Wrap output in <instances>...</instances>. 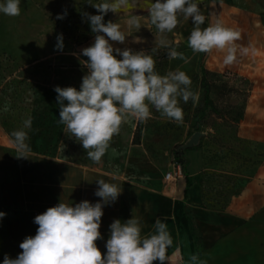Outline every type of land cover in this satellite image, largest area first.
I'll return each mask as SVG.
<instances>
[{
	"label": "rangeland",
	"instance_id": "rangeland-1",
	"mask_svg": "<svg viewBox=\"0 0 264 264\" xmlns=\"http://www.w3.org/2000/svg\"><path fill=\"white\" fill-rule=\"evenodd\" d=\"M215 2L211 6H205L206 2L199 5L206 16L201 27L220 20L225 26L241 32V39L236 43L242 46L246 38L241 9L245 4L242 0H234L233 5L220 0ZM20 8L19 16L0 12V139L5 137L14 146L11 132L21 128L23 120L30 115L32 127L28 130L27 142L33 144L37 152L135 181H141L148 173L169 169L173 150H181L186 159L187 156L191 158L189 165H193V170L201 174L206 200L218 205H224L226 194L236 188V176L228 173H240L242 164L249 165L252 176L256 165L264 159V84L243 78L239 52L236 61L225 66L224 52L193 53L188 46L190 35L186 33L184 37L176 35L177 41L171 46L183 53L187 62L169 59V49L164 47L132 49L152 55L156 71L161 75L180 69L191 78V90L199 94V100L195 104L192 100L180 102L183 123L163 118L151 108L150 119L123 124L119 134L112 138L105 156L99 163L93 162L82 144L66 134L59 123L60 108L54 88L80 89L82 77L88 71L82 63L88 58L81 50L91 46L96 35L85 13H100L89 0H20ZM65 11L66 16L57 19ZM114 14L109 11L104 22ZM258 28L255 25V29ZM61 34L62 51L56 47ZM91 40L93 42L89 43ZM202 78L210 87L209 97L217 112L208 111L200 120ZM195 133L201 134L197 144L183 150ZM213 192H218L219 197L211 198Z\"/></svg>",
	"mask_w": 264,
	"mask_h": 264
},
{
	"label": "clouds",
	"instance_id": "clouds-1",
	"mask_svg": "<svg viewBox=\"0 0 264 264\" xmlns=\"http://www.w3.org/2000/svg\"><path fill=\"white\" fill-rule=\"evenodd\" d=\"M89 3L100 14L85 13L92 32L96 33L94 43L81 50V54L88 58L82 61L87 74L82 77L79 90L56 86L54 91L58 94L59 123L64 126V132L82 144L90 160L99 163L123 124L133 120L147 121L152 116L151 108L163 118L183 123L180 102L192 100L195 104L199 94L191 90L192 80L185 71L176 69L161 75L156 71L152 55L144 51L133 52L130 48L114 49L110 41L124 43L127 35L120 24L105 23L104 16L109 11L117 13L128 5L129 0H104L101 3L89 0ZM0 12L19 16L20 0H5L0 3ZM66 14L65 11L57 19H63ZM148 15L161 35L177 27L179 16L191 18L194 26L188 37V46L193 53L224 52L225 66L236 61L238 52L241 55L255 53L254 46H238L236 42L241 39V32L225 26L220 20L202 28L206 16L197 0H155L149 5ZM126 23L129 28H141L138 16H131ZM136 42L141 41L136 38ZM158 46L169 49V59L187 62L184 54L176 51L166 39L161 38ZM56 47L63 50L62 34L57 37ZM31 127L32 117L29 115L21 128L11 132L18 158H28L31 151L27 142ZM97 183L95 195L101 201L93 204L84 200L75 206L60 202L49 207L34 218L38 225L35 236L23 240L19 245L22 251L16 258L5 255L3 264H154L156 261L165 264L173 239L167 224L159 218L153 225L154 233L147 235H142L141 220L137 216L133 215L124 222L114 220L106 242L107 252L102 254L96 242L102 239L99 229L103 207L115 202L122 189L104 179L97 180ZM5 215L0 212V218ZM190 259L195 264L198 256L194 254Z\"/></svg>",
	"mask_w": 264,
	"mask_h": 264
},
{
	"label": "crops",
	"instance_id": "crops-1",
	"mask_svg": "<svg viewBox=\"0 0 264 264\" xmlns=\"http://www.w3.org/2000/svg\"><path fill=\"white\" fill-rule=\"evenodd\" d=\"M220 1L234 4V0ZM242 1L246 38L242 46H254L255 53L241 55V72L248 81L264 84V0ZM154 2L129 0L118 15L109 16V21L120 24L127 35L124 43L110 41L114 49L159 48L161 38L171 44L177 41L176 35H190L194 25H191V18L185 19L182 15L172 32L161 35L148 15L149 5ZM202 2H206L205 6L216 3L215 0H197L198 5ZM133 15L140 18L139 30L129 28L126 23ZM255 25L259 28L255 29ZM136 38L141 42L137 43ZM0 140V212L6 214L0 218V264L5 255L16 258L21 253L19 245L26 237L36 234L38 225L34 218L49 207L60 202L75 206L84 200L93 204L101 201L95 195L99 179L122 189L115 202L103 207L99 229L102 239L96 242L102 254L107 252L111 223L117 219L124 222L134 215L141 220L142 235L154 233L157 218L167 224L173 244L167 250L165 264H194L190 259L194 254L198 256L195 264H264V159L256 165L252 176L249 165L242 164L240 173H228L236 176V188L226 194L224 205L213 202L207 205L202 176L189 165V156L185 158L188 162L186 173L175 182L166 183L163 179L173 163L169 169L148 173L141 181H135L98 168L58 160L37 152L33 144H29L28 158H18L15 146L5 137ZM186 177L190 181L188 187ZM186 214L199 238L197 247L190 235Z\"/></svg>",
	"mask_w": 264,
	"mask_h": 264
},
{
	"label": "trees",
	"instance_id": "trees-1",
	"mask_svg": "<svg viewBox=\"0 0 264 264\" xmlns=\"http://www.w3.org/2000/svg\"><path fill=\"white\" fill-rule=\"evenodd\" d=\"M201 84H202V87L204 89V92H203V108L201 110V114H200V117H199L200 120H202V119H204L206 117L208 111H211L213 113L217 112L216 108L214 107V105L212 103V100L209 97L210 87H209L208 84L205 83V79L204 78H202ZM183 153L184 152L181 151V150H177V149L173 150V162H172L173 164L179 165L181 167L182 174L186 173L185 168H186V165L188 163L187 160L185 159ZM185 180H186V186L188 187L190 185V181L188 180L187 177L185 178ZM235 185H237V179L236 178H235ZM217 194H218V192H215V194L213 192L212 195H214V196L211 195L210 197L213 198ZM206 197H207V195L205 194V201L207 202V205H210L212 202H208L206 200ZM214 204L218 205L217 203H214ZM186 217H187V220H188L190 235L193 238L194 246L197 247L199 238H198V236L196 234V230H195L194 224H193L191 218L187 214H186Z\"/></svg>",
	"mask_w": 264,
	"mask_h": 264
},
{
	"label": "built area",
	"instance_id": "built-area-1",
	"mask_svg": "<svg viewBox=\"0 0 264 264\" xmlns=\"http://www.w3.org/2000/svg\"><path fill=\"white\" fill-rule=\"evenodd\" d=\"M183 176L181 167L179 165L173 164L171 167V171L167 172L163 179L166 183L175 182L178 179H181Z\"/></svg>",
	"mask_w": 264,
	"mask_h": 264
},
{
	"label": "water",
	"instance_id": "water-1",
	"mask_svg": "<svg viewBox=\"0 0 264 264\" xmlns=\"http://www.w3.org/2000/svg\"><path fill=\"white\" fill-rule=\"evenodd\" d=\"M201 136L200 133H195L192 138L190 139V141L182 147L183 150H187L190 149L191 147L195 146L198 142L199 137Z\"/></svg>",
	"mask_w": 264,
	"mask_h": 264
}]
</instances>
